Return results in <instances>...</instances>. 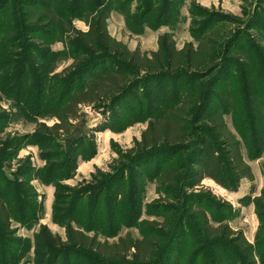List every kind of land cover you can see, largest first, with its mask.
<instances>
[{
  "label": "rangeland",
  "instance_id": "obj_1",
  "mask_svg": "<svg viewBox=\"0 0 264 264\" xmlns=\"http://www.w3.org/2000/svg\"><path fill=\"white\" fill-rule=\"evenodd\" d=\"M98 17L130 50L156 51L165 34L179 50L197 48L208 35L221 41L213 64L221 79L212 74L201 84L210 90L216 81L213 92L223 93L222 105L214 97L211 103L242 140L253 183L243 181L237 192L208 179L203 187L160 184L171 159L149 158L137 142L185 77L159 88L139 84L138 99L119 113L105 102L82 107L69 133L42 131L59 123L53 112L66 90L72 94L110 65V52L81 39ZM230 94L233 103L225 99ZM258 125L264 134V0H10L0 7V200L9 212V231L0 225V264H65L70 253L79 257L72 264H88L81 250L43 246L42 231L65 241L70 224L113 243L150 237L144 223L163 236V257L153 264H264L263 239L257 243L264 210L255 205L264 198V151L255 158L249 150ZM171 157L182 165L184 153ZM198 208L209 226L242 232L249 251L204 233Z\"/></svg>",
  "mask_w": 264,
  "mask_h": 264
},
{
  "label": "trees",
  "instance_id": "obj_2",
  "mask_svg": "<svg viewBox=\"0 0 264 264\" xmlns=\"http://www.w3.org/2000/svg\"><path fill=\"white\" fill-rule=\"evenodd\" d=\"M9 1L0 0V7ZM81 39L87 45H100L110 52L105 60L110 61V65L100 72L92 73L87 83L72 94H69L71 89L65 91L59 108L53 112L59 123L50 129L43 127L45 134L58 135L60 131L69 133L70 120L78 117V111L82 107H92L105 102L110 104L113 112L119 113L126 109L131 101L138 99L134 92L143 82L159 88L160 83L168 78L179 80L185 77L183 84H174L172 92L166 98L164 109L158 116L149 120L141 140L136 141L140 149L149 150V158L160 157V163L171 159L170 165L159 177L160 184L174 187L184 181L192 188L203 187L202 182L208 179L225 189L237 192L243 181L246 180L250 184L254 182L251 166L244 157L242 140L230 129L224 112L211 103V97L220 105L224 102L223 93L213 92V85L221 79L217 74L220 75L221 72H217V67L213 65L218 59V47L221 43L219 39L208 35L197 48L189 44L179 50L172 38L165 34L160 37L156 51L130 50L125 44L109 36L102 17L93 21L91 32L81 35ZM140 74L144 76L136 78ZM212 74L217 75L216 81L211 83L210 90H206L201 81ZM77 79L73 83H76ZM225 99L233 103V94ZM155 101L154 96L152 107ZM191 124L194 125L195 132H190ZM257 127L259 125L251 129L254 135L251 141H254L255 149L249 146L252 157L255 158L264 151V134ZM181 153H184V160L180 166L171 156ZM253 192L251 190V193ZM255 205L256 208L264 210L263 196L255 199ZM7 208L0 200V225L6 233L9 231ZM198 209L202 212L204 233L232 240L245 254L249 251L250 246L242 232L235 233L226 224L209 226L203 210ZM144 225L143 228L150 232V237L136 239L127 235L113 243L102 242L97 235L88 238L70 224L66 226L67 240L63 241L59 236L44 229L41 239L43 246L58 248L65 245V250L77 249L85 252V257H90L91 260L88 264L95 261L96 264H153L163 257L160 252L164 250V245L159 242L163 236L158 238L159 232L155 223ZM257 239L258 244L263 239L260 244L264 245V231L258 232ZM70 254L65 264H72L73 258L79 259ZM60 255L62 254L55 257L59 258ZM129 255L134 257L135 262L126 260Z\"/></svg>",
  "mask_w": 264,
  "mask_h": 264
}]
</instances>
